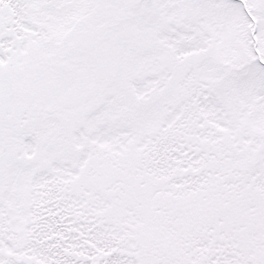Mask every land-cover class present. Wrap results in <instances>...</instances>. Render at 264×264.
I'll use <instances>...</instances> for the list:
<instances>
[{"label": "snow or ice", "instance_id": "6c2138e0", "mask_svg": "<svg viewBox=\"0 0 264 264\" xmlns=\"http://www.w3.org/2000/svg\"><path fill=\"white\" fill-rule=\"evenodd\" d=\"M0 264H264V0H0Z\"/></svg>", "mask_w": 264, "mask_h": 264}]
</instances>
